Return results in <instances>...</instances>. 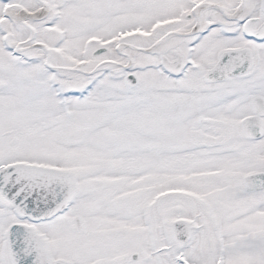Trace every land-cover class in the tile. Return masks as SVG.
Masks as SVG:
<instances>
[{
  "label": "snow or ice",
  "instance_id": "snow-or-ice-1",
  "mask_svg": "<svg viewBox=\"0 0 264 264\" xmlns=\"http://www.w3.org/2000/svg\"><path fill=\"white\" fill-rule=\"evenodd\" d=\"M0 264H264V0H0Z\"/></svg>",
  "mask_w": 264,
  "mask_h": 264
}]
</instances>
